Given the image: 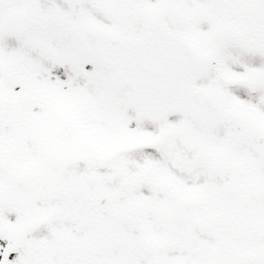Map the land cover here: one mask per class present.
Returning a JSON list of instances; mask_svg holds the SVG:
<instances>
[{
	"label": "snow or ice",
	"instance_id": "snow-or-ice-1",
	"mask_svg": "<svg viewBox=\"0 0 264 264\" xmlns=\"http://www.w3.org/2000/svg\"><path fill=\"white\" fill-rule=\"evenodd\" d=\"M0 264H264V0H0Z\"/></svg>",
	"mask_w": 264,
	"mask_h": 264
}]
</instances>
